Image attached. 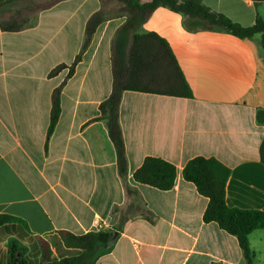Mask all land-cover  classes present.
Wrapping results in <instances>:
<instances>
[{
  "label": "crops",
  "instance_id": "1",
  "mask_svg": "<svg viewBox=\"0 0 264 264\" xmlns=\"http://www.w3.org/2000/svg\"><path fill=\"white\" fill-rule=\"evenodd\" d=\"M20 1L0 0V9ZM261 3L203 0L243 27L254 25ZM101 9L100 0H64L19 32L0 30V215L21 220L26 240L34 242L33 236L51 240L56 232H109V250L96 264H245L237 239L203 222L208 199L182 171L194 158L216 159L231 171L227 206L264 211V124L256 118L264 110L260 35L243 40L202 30L165 8L152 13L138 33L168 43L192 98L123 93L122 177L99 107L111 93V44L127 17L107 16L83 50L86 23ZM79 55L71 77L68 68L50 76ZM60 85V115L48 135ZM149 157L175 167L171 190L133 179ZM7 238L13 237L0 241V264ZM249 245L253 264H264V231L251 233Z\"/></svg>",
  "mask_w": 264,
  "mask_h": 264
},
{
  "label": "trees",
  "instance_id": "2",
  "mask_svg": "<svg viewBox=\"0 0 264 264\" xmlns=\"http://www.w3.org/2000/svg\"><path fill=\"white\" fill-rule=\"evenodd\" d=\"M64 0H53L23 9L4 19L0 16V30L19 32L28 25V15L51 8ZM109 0H100L102 9L93 14L86 23L83 50L89 46L97 28L107 21L103 10ZM120 14L127 17V27H121L111 44L112 89L108 98L101 103L99 111L105 120L107 131L114 145L117 166L122 177L127 174V159L119 124V106L124 92H139L167 97L191 99L192 92L168 43L155 33H138V29L152 13L165 8L197 22L202 30L217 31L239 39L251 40L260 35L264 50V20L257 15L251 27H243L226 16L210 10L203 0H118ZM23 17V18H22ZM20 18V19H19ZM80 55L69 67L60 65L50 76L68 68L71 77ZM63 85L52 94V109L48 135L60 115V95ZM257 121L264 124V110L257 112ZM231 171L213 158L197 157L190 160L182 171L183 179L192 183L198 194L208 199L203 214L204 223H215L220 229L234 236L242 251L245 264H253L255 255L249 245V235L257 230L264 231V211L230 208L226 204V185ZM175 167L158 158H146L133 174V179L142 185L169 191L174 187ZM125 221V220H123ZM25 224L14 217L0 215V235L13 237L7 244L6 264H30L28 250L23 245L28 237ZM61 245L75 254L57 258L45 237L33 236L39 249L38 264H96L107 253L111 234L106 231L73 235L68 232L54 234Z\"/></svg>",
  "mask_w": 264,
  "mask_h": 264
},
{
  "label": "rangeland",
  "instance_id": "3",
  "mask_svg": "<svg viewBox=\"0 0 264 264\" xmlns=\"http://www.w3.org/2000/svg\"><path fill=\"white\" fill-rule=\"evenodd\" d=\"M53 0H22L19 3L12 5V6H7V9H0V16L3 17L4 19L8 18V16L11 15H15V13L22 11L25 8H28L30 6L33 5H37V4H43V3H47ZM2 6H0L1 8ZM121 8V4L118 2V0H109L106 5H104L103 10L106 14V16L109 17H116V16H123L120 14L119 10ZM39 12L33 13L31 15H28V25H31L33 19L36 17V15ZM258 13L259 15L262 17V19L264 20V3H261L258 6ZM23 18V17H22ZM20 19V18H19ZM197 26H199L198 23H195ZM26 26V27H27ZM6 237H8L6 234L5 235H0V241H3V239L5 240ZM12 240V238H7V240L5 241L6 244H8V242ZM53 252H54V256L57 258L60 257H65V256H71L74 255L75 252L74 251H70V250H66L60 243L59 238H57L56 236L51 239L48 240ZM23 245L27 248L28 250V258L30 261V264H38V260H39V249L37 244H35V242L33 240H26ZM260 264V263H259Z\"/></svg>",
  "mask_w": 264,
  "mask_h": 264
},
{
  "label": "water",
  "instance_id": "4",
  "mask_svg": "<svg viewBox=\"0 0 264 264\" xmlns=\"http://www.w3.org/2000/svg\"><path fill=\"white\" fill-rule=\"evenodd\" d=\"M260 1H263V0H260ZM116 235V234H115Z\"/></svg>",
  "mask_w": 264,
  "mask_h": 264
},
{
  "label": "built area",
  "instance_id": "5",
  "mask_svg": "<svg viewBox=\"0 0 264 264\" xmlns=\"http://www.w3.org/2000/svg\"><path fill=\"white\" fill-rule=\"evenodd\" d=\"M264 1V0H263Z\"/></svg>",
  "mask_w": 264,
  "mask_h": 264
}]
</instances>
